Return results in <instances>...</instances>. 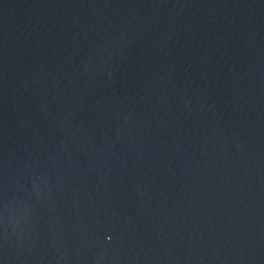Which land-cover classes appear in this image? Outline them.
Instances as JSON below:
<instances>
[{
    "label": "water",
    "instance_id": "1",
    "mask_svg": "<svg viewBox=\"0 0 264 264\" xmlns=\"http://www.w3.org/2000/svg\"><path fill=\"white\" fill-rule=\"evenodd\" d=\"M0 264H264V0H0Z\"/></svg>",
    "mask_w": 264,
    "mask_h": 264
}]
</instances>
